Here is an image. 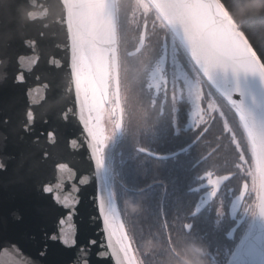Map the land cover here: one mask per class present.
Here are the masks:
<instances>
[{
    "label": "water",
    "instance_id": "water-1",
    "mask_svg": "<svg viewBox=\"0 0 264 264\" xmlns=\"http://www.w3.org/2000/svg\"><path fill=\"white\" fill-rule=\"evenodd\" d=\"M113 11L116 24V8ZM225 16L231 20L227 12ZM169 29L191 58L182 32ZM146 30L144 22L136 49L129 54L144 47ZM68 43L64 0H0V264H128L129 259L138 264L109 189L103 149L99 165L93 158L89 135V128L97 126L93 94L85 83L77 95ZM87 43L105 51L114 78L119 72L117 25L115 32L92 35ZM161 45L160 72L168 61L166 35ZM30 60L37 63L29 64ZM196 66L239 118L243 114L251 124L264 127V76L231 68H217L205 76ZM20 74L22 83L17 82ZM85 89L88 107L82 112ZM108 100L106 95L104 102ZM121 108L120 91L112 108L121 121L117 133L123 124ZM242 125L249 139L243 121ZM193 144L172 155L142 150L172 157ZM256 172L259 196L254 218L227 264H264V215L259 213L264 178L257 167ZM44 187L52 192L44 193ZM216 192L217 188L212 195ZM65 236L68 245L61 239ZM119 236L128 245V258L120 252Z\"/></svg>",
    "mask_w": 264,
    "mask_h": 264
},
{
    "label": "flooded vegetation",
    "instance_id": "flooded-vegetation-1",
    "mask_svg": "<svg viewBox=\"0 0 264 264\" xmlns=\"http://www.w3.org/2000/svg\"><path fill=\"white\" fill-rule=\"evenodd\" d=\"M170 34L174 35L171 31ZM175 43L179 59L195 65L177 38ZM169 47L168 44V61L161 72V44L153 49L143 67L130 65L137 78H129L126 86L135 92L128 96V106L123 98V61L118 50L123 124L120 132L113 130L116 140L113 152L118 155L121 151L124 158L112 162L109 182L112 181L125 199L126 214L122 221L138 264H147V261L149 264L156 253L164 256L168 264H177L175 251L181 241L203 247V258L208 264H224L220 256L232 247L243 228L249 229L254 218L259 196L256 165L236 109L206 79L212 94L201 97L198 112L193 96L187 92L176 93L172 101ZM135 49L127 54L132 60L131 56L142 51L129 54ZM110 72L112 75L111 66ZM208 97L218 106L216 112L206 111ZM106 106L115 123L118 115L116 110L115 116L112 112L115 101L104 102ZM222 120L229 124L233 137L219 122ZM192 143L172 157L161 158L146 152L172 155ZM208 173H212L213 181L219 179L215 195H212Z\"/></svg>",
    "mask_w": 264,
    "mask_h": 264
},
{
    "label": "snow or ice",
    "instance_id": "snow-or-ice-1",
    "mask_svg": "<svg viewBox=\"0 0 264 264\" xmlns=\"http://www.w3.org/2000/svg\"><path fill=\"white\" fill-rule=\"evenodd\" d=\"M118 6L117 0H64L69 41L67 47L71 54L70 71L78 96L86 83L93 96L99 97V102H103L106 95L109 97V102L119 100L121 91L119 72L117 71L113 78L107 65L105 51L98 45L89 48L87 43L92 35L104 36L109 29L115 32L113 9ZM135 6L138 10L143 9L145 13L149 9H154L157 19L160 20V26L165 31L169 28H178L190 48L191 59L202 69L205 76L217 68H231L233 72L241 70L258 72L264 76V63L261 62L257 51L250 43L244 30L245 25H237L235 20H229L225 16L229 7L222 0H151V3L135 0ZM27 15L30 19L35 18L34 13H27ZM261 57H264V51L261 52ZM35 63H37L36 60L29 61V64ZM23 81V74L17 76V82ZM172 87L174 102L177 97V86ZM192 95L198 112L202 97L200 87L194 88ZM85 107H88L87 89H85V101L81 103L82 112ZM91 110L89 107L90 112ZM28 116L31 120L30 112ZM240 118L248 132L254 162L260 176L264 178V127L251 124L243 114H240ZM201 122L203 121L195 123ZM120 125L121 121L116 120L113 127ZM89 135L92 141L93 158L99 165L106 135L98 125L95 128H89ZM207 175L214 192L219 181L211 179L212 173ZM43 192L51 193L52 188L44 187ZM101 209H104L102 205ZM259 213L264 215V201L259 205ZM110 214H114V210ZM105 222L108 223V215H105ZM52 239L55 240L57 237L53 235ZM61 239L68 245L66 236ZM124 240L123 236L117 237L120 252L128 258L129 249ZM128 264H133L131 259L128 260Z\"/></svg>",
    "mask_w": 264,
    "mask_h": 264
},
{
    "label": "rangeland",
    "instance_id": "rangeland-1",
    "mask_svg": "<svg viewBox=\"0 0 264 264\" xmlns=\"http://www.w3.org/2000/svg\"><path fill=\"white\" fill-rule=\"evenodd\" d=\"M119 6L116 8V25H117V35H118V50H119V57L123 61V70H122V82L125 85V105L128 106L129 104V97L131 95H134L135 92L133 90L128 89L127 83L129 82V78H137L134 74V70H131L130 65L135 64L139 65L140 67H143L148 59L150 58V55L153 52V49L158 48L159 41L158 37L159 34L164 32L165 30L160 26V20L157 19V15L154 9H149L147 13L144 12L143 9H137L135 6V0H117ZM146 3H151L149 0H145ZM121 3H124V9L122 8ZM128 5V6H127ZM150 21L153 23V25L148 27L147 21ZM137 21L144 24L147 23L148 32L149 29H151V34L149 38L147 39L146 43L144 44V48L141 52L137 53V55L131 56L134 58V60L130 59V56H128L129 50H132L136 48V44L139 40L138 33L134 29L135 22L137 24ZM138 25V24H137ZM140 25V24H139ZM170 32V31H169ZM176 38L174 35L170 34L168 37V44L169 47V55H170V65H171V81L169 85V91H173L172 86H177V93L187 92L190 95H192V90L196 87H200L202 96L208 94H212L211 87L207 85V82L203 76H201L200 72L198 71L197 67L195 65H189L185 62V60H180L178 51H177V44L175 43ZM193 96V95H192ZM97 109L95 110L96 114V124L104 130V135H106V139L104 142V148H103V156L105 157V165L107 167V173L110 172V168L112 167V162L123 159L122 153H115L113 152L116 144V140H114L113 136V130L114 126V118L111 115L109 106L104 107V102H99V97L97 96ZM211 104V107H210ZM218 107V106H217ZM217 107L212 102V97H208L205 99V108L207 112H216ZM223 123L224 129H226L227 133L230 134L231 137L234 136V132L232 129L229 128V124H226L224 120L219 121ZM238 131V130H236ZM228 135V134H226ZM240 138L242 139L241 133H239ZM120 154V155H119ZM235 155V160H236ZM119 157V158H118ZM113 173V167L112 171L108 174L110 177V174ZM109 189H111L113 200H115L116 209L119 212V218L120 221H122V216L126 214L125 210V199H123L122 194L117 192V189L113 187L112 181L109 182ZM253 221V220H252ZM252 221L249 223H252ZM123 227H124V221H122ZM125 229V227H124ZM246 229L243 228V230L239 233L238 239L243 234V231ZM235 241V240H234Z\"/></svg>",
    "mask_w": 264,
    "mask_h": 264
},
{
    "label": "trees",
    "instance_id": "trees-1",
    "mask_svg": "<svg viewBox=\"0 0 264 264\" xmlns=\"http://www.w3.org/2000/svg\"><path fill=\"white\" fill-rule=\"evenodd\" d=\"M223 3L227 4L229 7V11L227 12L231 20H235L237 25H245V32L250 39V43H252L254 50L257 51L258 57L261 58V62L264 63V57H261V52L264 51V0H222ZM122 8L124 9V3H121ZM128 6V5H127ZM143 21L135 22L134 29L139 34L142 26ZM148 27L153 25L149 20L147 21ZM140 24V25H139ZM148 27L146 30L147 39L151 34V29ZM159 34L158 41L159 45L162 42L163 36L167 33V39L169 37L168 32H162ZM248 227L243 231V234L246 232ZM242 236L240 239H236L232 247L229 248L225 252L224 255L220 256L221 263H226L229 261V258L232 256L233 252L236 250L237 245L242 240ZM148 264V261H147ZM149 264H168L165 257L156 253V255H152L151 261Z\"/></svg>",
    "mask_w": 264,
    "mask_h": 264
},
{
    "label": "clouds",
    "instance_id": "clouds-1",
    "mask_svg": "<svg viewBox=\"0 0 264 264\" xmlns=\"http://www.w3.org/2000/svg\"><path fill=\"white\" fill-rule=\"evenodd\" d=\"M204 248L191 242L181 241L176 249L177 264H208L204 259Z\"/></svg>",
    "mask_w": 264,
    "mask_h": 264
},
{
    "label": "bare ground",
    "instance_id": "bare-ground-1",
    "mask_svg": "<svg viewBox=\"0 0 264 264\" xmlns=\"http://www.w3.org/2000/svg\"><path fill=\"white\" fill-rule=\"evenodd\" d=\"M92 102H93V110L95 112V110L98 108L97 105H98V102H97V96L96 97H92ZM96 113V112H95Z\"/></svg>",
    "mask_w": 264,
    "mask_h": 264
}]
</instances>
